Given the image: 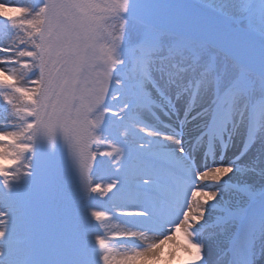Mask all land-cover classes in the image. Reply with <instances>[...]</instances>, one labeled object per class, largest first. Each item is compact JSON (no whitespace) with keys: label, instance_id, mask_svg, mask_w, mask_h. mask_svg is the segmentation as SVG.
I'll use <instances>...</instances> for the list:
<instances>
[{"label":"snow or ice","instance_id":"snow-or-ice-1","mask_svg":"<svg viewBox=\"0 0 264 264\" xmlns=\"http://www.w3.org/2000/svg\"><path fill=\"white\" fill-rule=\"evenodd\" d=\"M166 245L264 264V0H0V264Z\"/></svg>","mask_w":264,"mask_h":264},{"label":"bare ground","instance_id":"bare-ground-1","mask_svg":"<svg viewBox=\"0 0 264 264\" xmlns=\"http://www.w3.org/2000/svg\"><path fill=\"white\" fill-rule=\"evenodd\" d=\"M15 2H17V3H28V0H15ZM170 252L174 253L171 257L169 256V253ZM181 258H182V256H181V253L178 251V249H175V248L170 249L169 246L166 245L164 247L163 256H162V258L160 259L159 262L161 263V262L170 261L167 264H171V263H182L183 261H180Z\"/></svg>","mask_w":264,"mask_h":264},{"label":"rangeland","instance_id":"rangeland-1","mask_svg":"<svg viewBox=\"0 0 264 264\" xmlns=\"http://www.w3.org/2000/svg\"><path fill=\"white\" fill-rule=\"evenodd\" d=\"M30 2V0H28V3ZM178 253V252H177ZM172 261V260H171ZM170 261H167V262H158V264H167V263H169Z\"/></svg>","mask_w":264,"mask_h":264}]
</instances>
